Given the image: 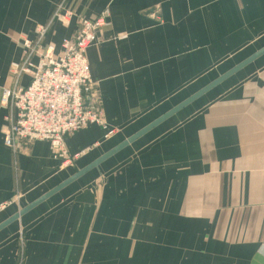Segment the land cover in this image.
<instances>
[{
	"label": "crops",
	"instance_id": "1",
	"mask_svg": "<svg viewBox=\"0 0 264 264\" xmlns=\"http://www.w3.org/2000/svg\"><path fill=\"white\" fill-rule=\"evenodd\" d=\"M105 9L85 98L107 129L68 137L72 164L10 152L24 42L45 26L58 49L76 25L57 14ZM262 48L264 0H0V225ZM0 264H264V56L2 229Z\"/></svg>",
	"mask_w": 264,
	"mask_h": 264
},
{
	"label": "built area",
	"instance_id": "2",
	"mask_svg": "<svg viewBox=\"0 0 264 264\" xmlns=\"http://www.w3.org/2000/svg\"><path fill=\"white\" fill-rule=\"evenodd\" d=\"M109 17L108 9L94 20L65 11L56 19L64 25L74 22L76 30L72 38L63 39L60 48L43 44L45 26H37L35 45L24 42L25 61L23 65L13 63L11 73L27 75L30 82L25 87L4 88L1 96V103L11 109L4 138L10 152H17L24 144L45 141L56 158L72 164L83 153L71 157L66 139L92 125L107 129L104 114L87 107L85 94L92 90L88 51L109 25ZM13 200L0 205V211Z\"/></svg>",
	"mask_w": 264,
	"mask_h": 264
},
{
	"label": "water",
	"instance_id": "3",
	"mask_svg": "<svg viewBox=\"0 0 264 264\" xmlns=\"http://www.w3.org/2000/svg\"><path fill=\"white\" fill-rule=\"evenodd\" d=\"M262 56H264V48H262L261 50H259L255 54H253L251 57H249L244 62H242L241 64L237 65L236 67H234L232 70H230L229 72H227L223 76L219 77L217 80L213 81L207 87H205L202 90L198 91L197 93H195L194 95H192L191 97H189L188 99H186L185 101L180 103L178 106H176L175 108H173L170 111H168L165 115L161 116L160 118L155 120L153 123H151L150 125H148L144 129H142L141 131H139L138 133H136L135 135H133L129 139H127L124 142H122L121 144H119L117 147H115L114 149H112L111 151H109L108 153H106L105 155L100 157L99 159H97L95 162H93L89 166H87L84 169L78 171L71 178L66 180L64 183L60 184L58 187H56L55 189H53L52 191H50L49 193H47L46 195H44L43 197H41L40 199H38L37 201L32 203L31 205H29L25 209L20 210L16 215H14L13 217H11L10 219H8L7 221H5L4 223H2L0 225V231L2 229H4L6 226H8L9 224H11L12 222L19 220L20 217L23 216L25 213H27L31 209L37 207L38 205H40L41 203H43L44 201L49 199L51 196H53L54 194L58 193L62 189L66 188L67 186H69L70 184H72L73 182H75L76 180H78L79 178H81L82 176H84L85 174L90 172L91 170H93L95 168H98L104 161H106L110 157L114 156L115 154H117L118 152H120L124 148L128 147L129 145L133 144L139 138H141L142 136H144L148 132H150L152 129H154L155 127L159 126L160 124H162L163 122H165L169 118L173 117L179 111H181L185 107L189 106L190 104H192L193 102H195L196 100H198L199 98H201L202 96H204L205 94H207L208 92H210L211 90H213L214 88L219 86L220 84L224 83L229 78H231L233 75H235L239 71L243 70L244 68L248 67L251 63L255 62L256 60H258ZM86 100H87V98H86Z\"/></svg>",
	"mask_w": 264,
	"mask_h": 264
},
{
	"label": "rangeland",
	"instance_id": "4",
	"mask_svg": "<svg viewBox=\"0 0 264 264\" xmlns=\"http://www.w3.org/2000/svg\"><path fill=\"white\" fill-rule=\"evenodd\" d=\"M8 108H10V107H8ZM3 210H4V209H3ZM3 210H1V211H3ZM1 211H0V212H1Z\"/></svg>",
	"mask_w": 264,
	"mask_h": 264
}]
</instances>
